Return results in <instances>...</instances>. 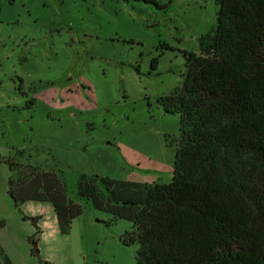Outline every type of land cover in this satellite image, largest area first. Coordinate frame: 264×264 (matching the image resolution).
<instances>
[{"label": "rangeland", "instance_id": "374dc122", "mask_svg": "<svg viewBox=\"0 0 264 264\" xmlns=\"http://www.w3.org/2000/svg\"><path fill=\"white\" fill-rule=\"evenodd\" d=\"M219 10L215 0H0L1 238L18 264H137L132 223L81 199L78 179L172 182L179 116L161 99L183 83L184 51L199 53ZM9 157L41 167L54 158L83 207L68 234L23 220L41 206L15 208Z\"/></svg>", "mask_w": 264, "mask_h": 264}, {"label": "trees", "instance_id": "16d2710c", "mask_svg": "<svg viewBox=\"0 0 264 264\" xmlns=\"http://www.w3.org/2000/svg\"><path fill=\"white\" fill-rule=\"evenodd\" d=\"M215 1L216 29L201 36L198 54L184 51L183 83L161 99L179 116L172 182L78 179L81 199L132 223L137 264H264V0ZM3 160L15 208L48 203L68 234L83 207L60 171ZM23 220L39 231V218Z\"/></svg>", "mask_w": 264, "mask_h": 264}, {"label": "crops", "instance_id": "0c3cea01", "mask_svg": "<svg viewBox=\"0 0 264 264\" xmlns=\"http://www.w3.org/2000/svg\"><path fill=\"white\" fill-rule=\"evenodd\" d=\"M51 160H54V158L50 159V160H47L46 161V165L45 166H42V168H53L52 166L49 165L48 162H50ZM41 167V166H39ZM62 176H63V173H61ZM63 179H64V176H63ZM156 179H160V178H156ZM161 180H155L153 182H143V181H135V182H139V183H144V184H156V183H160ZM134 182V181H133ZM34 203H38V202H27L25 204H23L21 206V209L25 210L26 208H28L29 206H31V204H34ZM39 206H41L40 210L41 212L39 214H36V215H27L29 217H33V218H39V228L40 229H43L44 231L46 230H51L53 231L54 233H59V225H58V221H57V217H56V214L54 212V209L52 207V205L48 204V203H38ZM7 223H4V226L2 228H0V248H1V251H2V256H0V263L1 264H4L5 263V259H7L10 264H18L17 263V260L15 259V255H14V249H9L8 248V245L9 243L7 241L3 242V239L1 238V235L3 233V231L7 228ZM26 226V225H24ZM51 227V228H49ZM33 229L32 228H29V234L28 236H30V234L33 233ZM29 241H30V238H28ZM32 254V250H31V247L28 248L27 250V260L32 258L31 255ZM32 260V259H31Z\"/></svg>", "mask_w": 264, "mask_h": 264}, {"label": "water", "instance_id": "95a60500", "mask_svg": "<svg viewBox=\"0 0 264 264\" xmlns=\"http://www.w3.org/2000/svg\"><path fill=\"white\" fill-rule=\"evenodd\" d=\"M32 248H33V252H34L35 256L40 260V252H39L37 243L33 242Z\"/></svg>", "mask_w": 264, "mask_h": 264}]
</instances>
